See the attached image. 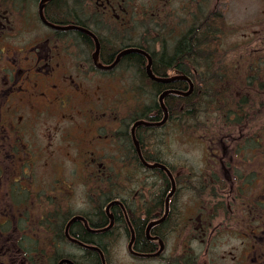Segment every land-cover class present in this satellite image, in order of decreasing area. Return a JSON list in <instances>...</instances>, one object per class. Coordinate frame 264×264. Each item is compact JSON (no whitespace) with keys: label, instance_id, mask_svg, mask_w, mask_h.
Here are the masks:
<instances>
[{"label":"flooded vegetation","instance_id":"af4514ba","mask_svg":"<svg viewBox=\"0 0 264 264\" xmlns=\"http://www.w3.org/2000/svg\"><path fill=\"white\" fill-rule=\"evenodd\" d=\"M96 1L99 4L101 0ZM253 1L257 2V6H264V0ZM32 3L30 0H0V264H48L47 256L25 254L22 246L31 245V241L25 238L28 236L25 231L33 230L37 225L38 228L46 227L48 230L54 229L58 232L61 227L65 230L71 219L77 215H83L90 224V219L95 222L101 218L100 213L93 212L91 217V214L73 210V206L68 204L67 200V193L73 194L72 191L68 189L65 194L66 190H62L67 186L65 176L43 183L37 180L35 167L43 166L46 172H52L65 161H71L76 166L85 167L90 178L97 179L99 176H94L96 167H107L108 175L110 173L112 177L116 166H127L132 163L129 144L127 146L121 142L124 140V134L118 130L123 125L128 126L130 112L122 118L116 110H109L110 108L105 110L108 105L98 93H95L94 97L91 73L96 74L99 71L94 65L92 53L84 51L81 47H78L79 49L74 47L77 38H80V42L82 40L85 42V39L80 35L73 38L52 29L49 33L32 35L34 31L30 19V12L34 7ZM253 25L260 27L253 32L255 40L262 39V42L255 43V40H251L250 44L255 45L252 49L262 55L259 58L261 59L264 57L263 8L260 18ZM260 44L263 46L258 48ZM53 121L61 132L62 143L51 149L48 159L42 162L40 160L43 158L37 157L38 154L44 155L45 149L41 144L33 143L37 136L42 137L43 141L46 139L55 141L51 125ZM68 123L74 126L69 128ZM27 135L29 137H26ZM96 142L97 145L90 146ZM108 143L109 148L106 147ZM100 146L106 147L101 154ZM70 147L74 151L70 150ZM70 156L78 158L65 159ZM222 166L223 169L227 167L225 164ZM255 170L252 171L254 173L252 181L243 183L246 188L258 178L260 170L257 173ZM76 174H73L72 180H84L83 173H79L78 177ZM188 176H182L181 180L177 177L179 189L170 200L168 215L162 223L151 229L152 235L159 237V244L149 239L145 232L146 241L153 244L151 249H146V244L137 240L136 233L133 251L143 255L130 254L138 259H145L144 261L157 260L158 264H264V191L258 194L256 188L251 191L245 189L223 193L218 207L216 203L213 206L216 214L221 216V222L201 225V229L206 228L203 233L205 238H163L162 235L170 236L183 230L179 227L181 225L178 218L179 203L175 199L184 191ZM53 177L54 175H51L52 179ZM244 177L241 179L242 182ZM209 178L213 181V177L203 176L206 183L209 182ZM217 179L219 180L218 177ZM189 181L192 184L188 187L196 188L194 178ZM262 181L255 180L257 184L263 183ZM63 182L65 184H59ZM215 183L217 189L224 184ZM146 186L148 185L144 184V189L138 192V196L129 197L128 202L120 197L119 199L126 203L125 209L129 214L132 210L138 209L137 206L144 219L148 214V220L144 224L147 228L148 223L161 218L166 211L167 194L160 191L161 185L158 187L159 191L157 188L155 191H148ZM254 186L252 184V187ZM127 191L130 195V188H127ZM111 213L115 224L109 231H115L118 230L116 225L122 226L125 210L121 205H113ZM38 214L46 216L47 220L43 223L36 222ZM53 215L55 217L51 218ZM104 215L109 224L108 215L105 212ZM206 219L209 221L207 215ZM203 220L204 217L197 218V221H201L200 224ZM80 225L85 227L81 220L71 222L70 233L71 229L80 228ZM15 231H19V236L14 234ZM166 231L169 233L166 234ZM71 235L79 239L72 233ZM232 238L240 240L239 246L229 250L228 255L220 254L224 242H229ZM65 239L72 247L81 250L79 257L67 254L56 259L53 264H60L63 258H70L74 264H84L86 253L94 250L73 243L66 237ZM195 242H201L200 247L204 242L203 254H200L202 250L196 247ZM161 246L163 251L159 256H146L156 253ZM202 255L204 258L210 255L208 261L202 258ZM228 258L230 261H227Z\"/></svg>","mask_w":264,"mask_h":264},{"label":"rangeland","instance_id":"374dc122","mask_svg":"<svg viewBox=\"0 0 264 264\" xmlns=\"http://www.w3.org/2000/svg\"><path fill=\"white\" fill-rule=\"evenodd\" d=\"M34 4V7L31 9V22L34 31L32 32V35H39L44 33H49L50 29L44 26L37 15L38 12V1L30 0ZM71 1V5L75 2V0H69ZM82 2V12L85 14H90L95 9L100 10V8L96 5V2L94 4L91 3L89 0H79ZM133 1L135 6H140L143 9L147 10L148 12H151L152 14H159L161 18V22L163 25H165L166 28H169L170 30H176L177 36H180L183 31H185L186 28H188L193 23V16H191L192 12L194 10H197L200 12L202 9L204 12H207L211 15H215L218 13L223 14V17L226 21V27L221 33V44L220 49L223 50L225 53L220 54V58L222 59V62L230 63V64H238L239 70L245 73V81L244 83H252L253 88L250 90V94H247V97L245 99L251 100L252 107L245 106V113L248 117L253 119V126L250 124L247 126L243 131H239L237 133V130L235 131V134H241V132L244 133L243 139L247 138V133L252 134L254 129H258L261 127L262 121H259L258 118H260L262 112H264V106H259V103L262 101L264 102V57H261V60L263 59L262 63L260 64L262 67L258 70L256 69H250L248 72H244L243 68H246V65L249 62V58L251 60L255 61V66H258V58L261 54L256 53L252 48L255 47L254 44H250L251 40H255L253 36V32L256 30H259V26L253 25L254 22L257 21L258 18L261 16V10L263 8L264 13V6H257V2L253 0H130ZM30 5V2H28ZM27 3V5H28ZM69 3V4H70ZM103 9L107 13L106 15H103V19L106 20L107 23L115 25V18L118 15L117 12L114 13V11L106 10V6L103 7ZM101 11V10H100ZM143 13H146L144 11H141ZM203 12H201L199 15H201ZM29 14V15H30ZM146 15V14H145ZM29 24V23H27ZM115 28V27H113ZM124 30L120 31L123 32ZM180 32V33H179ZM77 32L69 31L68 34L75 35ZM120 34V33H119ZM102 35H107V33L103 32ZM122 34H120L121 36ZM263 35V34H260ZM73 38H76L73 36ZM263 38V37H261ZM72 39V38H70ZM80 38H77V43L79 45L74 44V47L76 49H79L78 47L83 48L84 51L88 50L90 51V54L92 53V50L88 48V46H84L85 42L82 40L80 42ZM112 40V39H111ZM113 41V40H112ZM262 39H256L255 43H261ZM263 45L260 44L258 48H261ZM112 49V48H111ZM110 51V50H109ZM220 51V50H219ZM77 52V51H75ZM218 52V51H217ZM222 56V57H221ZM262 56V55H261ZM249 67V65H248ZM248 69V68H247ZM250 72V73H249ZM247 73V75H246ZM91 79H92V88H93V95L95 97V93H98L103 100H105L106 105H108L105 110L110 108L109 110L115 111V107L117 106V111H119L118 115L122 118L127 116L130 112V123L128 126H125L127 129V134H130L131 126H132V118L140 114L142 110L147 106L146 102H148L147 98H145V91L140 94V91L137 90V87L132 84V70L130 69H124L121 68L119 71L111 72V73H91ZM132 84V86H131ZM134 91V92H133ZM243 98V95H241ZM159 95L157 96L158 101ZM128 100L127 103H125ZM125 105V110L124 109ZM112 114V113H111ZM209 114L210 116H217L218 114ZM114 115V114H112ZM214 126L212 127L216 132L221 130L222 137L214 136V134L208 135L204 131L201 133H194V132H188V133H182L178 129L167 127L165 129H161L158 131L159 137L156 138L155 135H153L149 141V146L146 143L147 148H151L152 151H156L159 149V145L163 147V150L166 154V158L168 161H170V165L175 168L176 171H179V173L184 172H191L192 174L187 177V180H192L194 178L195 182L199 183L200 181H204L203 176L206 177H213V181L211 178H209L208 183H204L205 187L204 189L210 190V188H213L216 190L217 193L210 197V195L203 190V192L200 194L201 191H196V188L186 189L182 191L181 195L176 196V202L179 210L178 214L180 213L179 223L181 225L180 228H183V231L180 232H174L172 233L169 238H205L204 237V230L206 228L201 229V225L207 226L210 223H220L221 222V216L216 214L215 209H213L216 203V207H218V203L221 200V195L225 192H228L230 190H235L233 188V181H232V173L230 169H232L229 165L230 162L234 163V161H237L238 167L237 169L238 173L243 174L244 181H248L249 175L254 177V174L249 173V171L252 169H256L255 172L257 173L260 170V166L263 163L264 166V159L262 158V162L260 158L258 157L259 152L255 150L258 159L254 161L252 164V168H249L247 165L246 160L241 163L239 162V158L236 160V153L235 151L229 147L234 145L235 143H231L230 139L232 137H228L231 133V128L227 127L220 118L213 120ZM53 126L52 134L54 135L55 141L46 139L42 140V137L37 136L36 140L33 144H41V146L45 149V153L38 154L37 158H43L42 162H45L49 156L50 150L56 148L59 146L60 143H62V137L61 132L59 128L55 125V122L53 121L51 123ZM74 125L71 123H68V127H73ZM249 127H251L249 129ZM252 129V130H251ZM104 130V128H102ZM95 132V130H94ZM96 133V132H95ZM101 133V132H100ZM102 134V133H101ZM100 134V135H101ZM52 135V136H53ZM218 135V134H216ZM26 137H29L28 135ZM61 138V139H60ZM240 139V138H239ZM238 139V140H239ZM213 141V142H212ZM230 142V144L228 143ZM239 143L242 147H245V140L242 139L239 140ZM238 143V144H239ZM103 145L102 143H100ZM105 144V143H104ZM237 144V145H238ZM97 145V142L94 144H90L91 147H94ZM235 146V145H234ZM251 146V145H250ZM107 148L110 147V144L108 143ZM106 147H101L99 149L100 154L105 150ZM246 146L244 148V151H241L243 154H245L247 159H251L249 155L251 152L247 150ZM144 148V147H143ZM70 150H73V148L70 147ZM29 153L32 154L31 151L27 150ZM63 152V151H62ZM240 156V152L238 153ZM37 156V155H36ZM75 156V155H74ZM70 156L65 159L70 158H78ZM131 156V155H130ZM96 157V155H95ZM100 157V156H98ZM62 158V157H61ZM81 157H79L80 159ZM102 158V157H100ZM242 160V159H241ZM132 162V160H131ZM223 164H225L227 167L226 169H223ZM134 162H132L130 165L128 164L125 166V168H121V166H116L114 168V172L112 174V179L110 180V188L109 191H111L113 188H116L118 184L119 187H121L122 194L129 197L138 196V192L140 193L141 190L144 189V187H141V185L144 186L147 182L151 186V188L147 187L148 191H155L156 188L159 187V185H162V183H159V176L151 172L150 170H147L143 167V169H140L138 171V175L136 177V180L133 181V178L131 177L132 171H135ZM97 168V167H96ZM94 169L96 173L94 176H99L97 179L94 178L95 182H88V178L90 176L86 172V168L83 166H76L75 163H72L71 161H68L59 167H55V170L52 172H46V169L43 166H37L35 167V173H37V180L43 183H49L55 178L58 177H64L66 180V188L62 190H66L65 194L67 193L68 189L72 191L73 194L67 193V200L68 204L70 203L73 206V210L80 211L82 214H91V217H93L92 213H100L101 209L105 211V208L100 207L101 202L103 203V198L99 199V192H98V185L99 183H103L104 186L107 185L109 178H103L108 177V171H106L107 168H97ZM100 169V170H99ZM77 172V174H76ZM80 174H84V180L76 181L72 180L73 174L78 177ZM106 176H102L105 175ZM175 174V172H174ZM249 174V175H248ZM51 175H54L53 179L51 178ZM220 175L222 179L226 178V182H222L221 180L217 179V176ZM67 176V177H66ZM88 177V178H87ZM130 178V180H128ZM170 179V178H169ZM262 181L264 179V173L261 174L258 173V178H255V180ZM255 180L253 183L250 184L248 188L243 186L246 191H251L256 188V191L258 194H260L262 191H264V181L263 183H256ZM217 182L221 186L218 187V189L215 187ZM251 182V181H250ZM61 185L65 184L59 183ZM252 184L255 186L252 187ZM126 185H129L130 187H125ZM127 188H130V195L128 194ZM155 188V189H154ZM170 188H173V184H170L167 186L166 190H169ZM179 189V188H178ZM244 189V190H245ZM178 191V190H177ZM245 191V193H247ZM177 193V192H176ZM217 194L219 195L217 197ZM260 198H262L261 195H259ZM138 209L132 210V212L129 214L127 211V214L132 219V226L135 227V224L133 222L134 214L138 215L140 214L143 217V214L139 210V206H137ZM133 214V216H131ZM206 215L209 217V221L206 219ZM55 215H53L51 218H54ZM58 217V216H56ZM96 217V215H95ZM94 217V218H95ZM204 217V220L201 223V221H197V218ZM206 219V220H205ZM47 220V217L44 215H36V222H45ZM125 221V219H124ZM35 227L33 230L25 231V233L28 235L25 238L27 240L31 241V245H22L25 249V254L29 253H35L36 256H47L48 264H53L54 260L56 259L57 254L61 256L72 254L76 257H79V252H81L80 249L76 247H72L68 242L59 240L58 237L60 233L56 232L54 229L48 230V228H38ZM118 230H115L112 232V238L115 239L113 245L111 246V253H109L108 258V264H158L157 260H151V261H144L145 259H138L133 257L130 252L128 251V243L130 240L131 235V229L128 223L125 221L124 226L116 225ZM136 228V227H135ZM19 231H15L14 234L16 236H19ZM180 234V235H179ZM24 235V234H23ZM229 237V236H228ZM225 236L223 239L225 240ZM57 240V241H56ZM203 241V240H202ZM59 245L58 248H53L54 245ZM196 247L200 248L202 251L200 254L204 252V242L203 246H199L201 242H195ZM240 244V240L238 239H231L229 242H224L223 248L220 252V254L224 253L226 254L229 250H232L233 247H238ZM112 255V257H110ZM228 255V253H227ZM210 255L204 258V255H202V258L206 259L208 261V258ZM203 259V260H204ZM227 261H230V258H228Z\"/></svg>","mask_w":264,"mask_h":264},{"label":"trees","instance_id":"16d2710c","mask_svg":"<svg viewBox=\"0 0 264 264\" xmlns=\"http://www.w3.org/2000/svg\"><path fill=\"white\" fill-rule=\"evenodd\" d=\"M89 1H91L92 4L95 3L94 0ZM70 2L69 0H53L47 4L45 13L48 20L57 24L72 23L80 25L99 34L101 38L103 37L101 39V56L104 60L108 62L109 60H113L115 55L124 48L139 47L151 54L153 58V71L156 75L185 74L191 77L194 82V90L191 95L181 96L169 94L166 97L165 104L169 111V119L164 126L159 127V131L167 127H172L178 129L182 133H201L204 131L208 135L212 136L214 134V136L220 138L224 135L221 130L216 132L212 128L214 126L213 120L220 118L227 127L231 128V133L228 137H232L230 142L235 143V146L231 144L229 147L235 151L236 158H239L237 153L240 152L239 160L242 159L243 162L248 160L247 165L249 168H252V164L258 157L262 162V158L264 159V112H262L260 118H258L259 121H262L261 127L257 130L254 129L252 134L247 133L246 139H243V137L246 136L243 132H241L240 135L235 134L236 130L237 133H239V131H243L250 124L255 126L253 124V119L248 117L245 113V106L252 107L251 100L245 98L248 93H251L250 90H252L253 85L250 82L247 84L244 83L245 73L239 70L238 64L222 62L220 58V54L223 55V53H225L219 47L222 39L221 33L226 27V21L222 14L218 13L211 15L204 12L202 9L200 12L194 10L191 14V16H193V23L186 28L180 36H177L178 32L176 30H170L163 25L159 14L147 13V10L140 6H135L136 3L130 0H113V2L117 4L114 6V13H118L115 18V25L113 24V26L103 19V15L107 13H105L106 11L101 6L99 7L101 11L95 9L90 14H85L82 12L83 4L81 1L75 0L72 5ZM201 12L203 13L199 15ZM122 30L124 31L120 32ZM103 32L107 33V35H102ZM119 33L122 35L120 36ZM77 34L85 39V43L89 48L92 49L94 47L93 40L88 35L81 32ZM108 52H110V54ZM146 63L147 59L142 54L129 53L121 59L116 68V71H119L123 67L126 70H132L133 88L136 86L140 94L145 91L144 95L148 100V102H146L147 106L142 112L132 118L133 122L141 118L154 121L161 120L163 111L157 101V96L169 88L176 90L188 89V84L185 81L162 84L151 80L147 76L145 68ZM250 64L251 66L244 72L253 69L252 63ZM241 95H243V98ZM259 106H264V102L261 101ZM211 113L218 115L213 117L209 115ZM250 128L251 127H249V129ZM157 130L158 128L141 126L137 129V137L142 146L146 149L143 153L148 161H161L168 164L163 147L159 145L158 150L152 151L150 147L147 149L145 146L146 143H148V146L150 145L149 141L153 135L158 138L159 134ZM122 132L124 134V140L121 142H124L127 146L129 144L131 160L136 165L133 166L135 167V171H132L130 174L134 181L136 180L138 171L143 169V165L140 163L134 149L131 134H127L126 128H123ZM238 139L245 140V147L249 145L247 150L251 152L249 157H251L252 160L247 159L245 154L241 152L244 151L245 147H237L239 143ZM230 142L228 143L230 144ZM255 150L261 152V154L259 152L260 155H258V157L256 152H254ZM171 168L173 172H176L175 168L173 169L172 166ZM251 172L252 169L249 173ZM260 173H264L263 163L260 166ZM154 174L158 175L162 182L163 188L160 189V191L167 194L168 190H166V188L170 184L168 176L159 169L154 170ZM252 174L254 173L252 172ZM249 177L248 180L252 181L253 177L251 175H249ZM178 178L181 180L182 176H178ZM111 179L112 177L109 173L107 185L104 186L103 183H99L98 185L99 199L104 197L103 203L100 204L102 208L106 205V202L113 198L120 197L127 202V196L122 194L121 187H119L118 184H116V188L109 191ZM87 180L88 182H95L92 178H88ZM204 183V181H200L199 183L196 182V191H201V194L204 190L212 198V196L217 193L216 190L213 188H210V190L204 189ZM190 184H192L191 181H185L186 186L183 190L190 189L188 187ZM158 189L159 188H157V191H159ZM218 196L217 194V197ZM159 202L161 203L160 198ZM100 214L101 218H99L98 221L94 222L90 219L92 227L99 228L108 224L102 209ZM147 220L148 214L145 219H143L140 214H134L133 222L136 227L137 240H141V243L146 244V249H151L153 244L148 243L144 236L146 232L144 224ZM124 225L125 221H122V226ZM57 231L60 233L58 239L67 242L64 237L63 227ZM112 231L94 234L88 232L83 225H80V228L71 229V233L80 240L86 243L99 245L105 252L107 259L109 247H106L105 243L114 240V238H112L114 234H111ZM165 233L168 234L169 231ZM162 236L165 239L169 238L168 235ZM55 247L58 248L59 245L56 244L53 248L55 249ZM57 256L56 259H58L60 255L57 254ZM86 256L87 258H84V264H102L97 252L90 250L86 253Z\"/></svg>","mask_w":264,"mask_h":264},{"label":"water","instance_id":"95a60500","mask_svg":"<svg viewBox=\"0 0 264 264\" xmlns=\"http://www.w3.org/2000/svg\"><path fill=\"white\" fill-rule=\"evenodd\" d=\"M49 1V0H42L40 5H39V15L41 17V20L47 24L48 26L54 28V29H58V30H78V31H82V32H85L87 34H89L91 37L94 38L95 40V51L93 53V59H94V62L96 64L97 67H99L100 69H103V70H107V69H112L114 68L121 60V58L129 53H141L143 54L147 59H148V63L146 65V71H147V75L149 78H151L153 81H156V82H159V83H171V82H174L176 80H185L189 83L190 85V88L189 90H185V91H178V90H167L165 92H163L160 97H159V103H160V106L161 108L163 109V112H164V118L162 121H159V122H149V121H145V120H139L137 121L133 127H132V138H133V141H134V144L137 148V151L139 153V157L141 159V162L143 163V165L149 169H155V168H161L163 170H165L171 180H172V183H173V188H172V192L168 195V199H167V204L169 202V198L170 196L174 193L175 189H176V186H175V180H174V177L171 173V171L163 164L161 163H149L147 162L143 156H142V153H141V150H140V145H139V141L137 140L136 138V135H135V129L138 127V126H141V125H144V126H162L163 124H165L168 120V117H169V114H168V110H167V107L165 105V98L167 97V95H169L170 93H173V94H178V95H184V96H189L193 90H194V84L192 82V80L186 76V75H176V76H171V77H159V76H156L154 73H153V70H152V66H153V58L151 57V55L149 53H147L146 51L140 49V48H136V47H132V48H126V49H123L121 52H119L116 56V59L114 60V62L109 65V66H104L103 64H101L99 62V58H100V49H101V44H100V41L99 39L94 35V33H92L91 31H89L88 29H85V28H82L80 26H77V25H56V24H52V23H49L45 16H44V7H45V4L46 2ZM76 219H83V217H76V218H73L71 220V222L75 221ZM164 219V218H163ZM163 219H161L160 221H162ZM86 226L88 227V222L86 220H84ZM159 222V221H158ZM158 222H154V223H151L149 225V228L152 227L155 223H158ZM70 225V223H69ZM68 225V227H69ZM68 227L66 229V235L72 240V241H75V242H79L75 239H72L70 236H69V233H68ZM134 240V233L132 232V241ZM132 241L130 243V248L132 246ZM95 248L96 250H98L100 252V250L97 248V247H93ZM160 252H158L157 254L155 255H158ZM102 258H103V261H104V257H103V254H102ZM69 262V261H67Z\"/></svg>","mask_w":264,"mask_h":264},{"label":"bare ground","instance_id":"6f19581e","mask_svg":"<svg viewBox=\"0 0 264 264\" xmlns=\"http://www.w3.org/2000/svg\"><path fill=\"white\" fill-rule=\"evenodd\" d=\"M159 190V189H158ZM156 195V194H155Z\"/></svg>","mask_w":264,"mask_h":264}]
</instances>
